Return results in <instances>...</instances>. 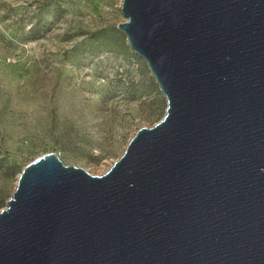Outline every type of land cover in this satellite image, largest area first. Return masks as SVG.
Instances as JSON below:
<instances>
[{
	"label": "water",
	"instance_id": "obj_1",
	"mask_svg": "<svg viewBox=\"0 0 264 264\" xmlns=\"http://www.w3.org/2000/svg\"><path fill=\"white\" fill-rule=\"evenodd\" d=\"M167 100L102 175L55 152L0 210V264H264V0H123Z\"/></svg>",
	"mask_w": 264,
	"mask_h": 264
},
{
	"label": "rangeland",
	"instance_id": "obj_2",
	"mask_svg": "<svg viewBox=\"0 0 264 264\" xmlns=\"http://www.w3.org/2000/svg\"><path fill=\"white\" fill-rule=\"evenodd\" d=\"M122 2L0 0L2 208L36 158L102 175L164 117L166 97L118 29Z\"/></svg>",
	"mask_w": 264,
	"mask_h": 264
},
{
	"label": "trees",
	"instance_id": "obj_3",
	"mask_svg": "<svg viewBox=\"0 0 264 264\" xmlns=\"http://www.w3.org/2000/svg\"><path fill=\"white\" fill-rule=\"evenodd\" d=\"M25 166H26V165H25ZM25 166H23V167L21 168L20 172H22V170H23V168H24ZM17 168H18V167H14V168H13V170H12L13 173L16 172ZM4 203H5L4 200H3V201H0V208H2V207L5 205Z\"/></svg>",
	"mask_w": 264,
	"mask_h": 264
}]
</instances>
